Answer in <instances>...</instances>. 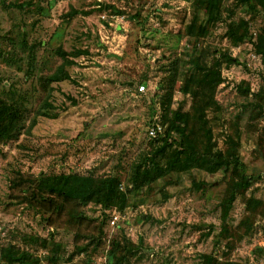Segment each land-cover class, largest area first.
<instances>
[{"label": "rangeland", "instance_id": "1", "mask_svg": "<svg viewBox=\"0 0 264 264\" xmlns=\"http://www.w3.org/2000/svg\"><path fill=\"white\" fill-rule=\"evenodd\" d=\"M198 1L0 0V99L21 111L17 134L0 145V255L10 247L43 264H112L122 233L135 251L123 264H201L204 255L264 264L262 16L222 0L219 20L199 34ZM231 30L246 36L234 44ZM224 56L235 63L222 64L206 120L218 150L238 141L250 188L229 206L231 174L193 170L129 190L155 146L148 129L191 111L193 60L210 67ZM61 70L69 80L48 82ZM60 174L116 177L128 201L118 226L111 208L29 199L30 181Z\"/></svg>", "mask_w": 264, "mask_h": 264}, {"label": "trees", "instance_id": "2", "mask_svg": "<svg viewBox=\"0 0 264 264\" xmlns=\"http://www.w3.org/2000/svg\"><path fill=\"white\" fill-rule=\"evenodd\" d=\"M247 5L251 10L262 16L261 32L255 46V53L264 61V0H236ZM222 0H199L197 11L203 12V19L198 26V33L203 34L206 27L219 20ZM198 16L195 15L189 28L190 31L197 24ZM246 34L238 35L236 31L229 32V38L234 44H238ZM196 72L188 78L191 88V111L182 113L180 110L171 113L166 118L165 130L152 125L156 134L149 137L155 146L149 155L144 157L139 164L134 166L129 180L131 191L139 192L152 183L170 174L188 173L193 170L213 175L222 171L231 174L232 183L228 205L230 206L237 195L244 193L251 186V179L246 175L245 166L238 153V141L228 138V148L225 151L218 150L213 142L212 130L206 113L215 110L217 104L214 100V92L222 83L220 68L224 63H235V60L224 56V62L216 61L210 67L201 66L197 60H193ZM67 73L58 71L48 78L50 83H60L69 80ZM143 87V86H142ZM248 95V90L241 92ZM21 119L20 108L0 99V145L12 140L18 132ZM159 128V129H158ZM175 134L177 140L169 141V134ZM176 143V146L174 144ZM30 200L41 202L45 205L53 200L49 196H56L64 202H76L78 204H92L103 209L117 210L120 213L128 205L127 198L120 190V181L116 177L108 176L95 179L92 176H80L76 174H60L56 176H40L29 182ZM48 198V199H47ZM249 209H252L249 206ZM82 217V216H80ZM123 256H116L117 253ZM134 246L121 233V241L113 240L110 243L109 255L113 259L112 264H123L128 257L134 255ZM44 258L36 260L26 253L17 254L10 247L2 251L0 264H27L41 262ZM201 264H216L211 256H202ZM56 261L51 254L48 259ZM110 264V263H109ZM224 264H236L227 262Z\"/></svg>", "mask_w": 264, "mask_h": 264}, {"label": "built area", "instance_id": "3", "mask_svg": "<svg viewBox=\"0 0 264 264\" xmlns=\"http://www.w3.org/2000/svg\"><path fill=\"white\" fill-rule=\"evenodd\" d=\"M140 91H144L145 88L144 87H140L139 88ZM156 134V131L154 128H149L148 129V136L149 137H154ZM122 220V215L119 211L117 210H112L110 212V216H109V224H110V227L112 229L116 228L118 226V224L120 223V221ZM40 264H43L42 262Z\"/></svg>", "mask_w": 264, "mask_h": 264}]
</instances>
